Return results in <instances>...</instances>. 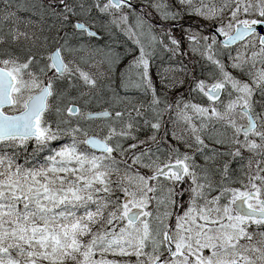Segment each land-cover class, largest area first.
Instances as JSON below:
<instances>
[{"label": "snow or ice", "instance_id": "obj_1", "mask_svg": "<svg viewBox=\"0 0 264 264\" xmlns=\"http://www.w3.org/2000/svg\"><path fill=\"white\" fill-rule=\"evenodd\" d=\"M0 264H264V0H0Z\"/></svg>", "mask_w": 264, "mask_h": 264}, {"label": "rangeland", "instance_id": "obj_2", "mask_svg": "<svg viewBox=\"0 0 264 264\" xmlns=\"http://www.w3.org/2000/svg\"><path fill=\"white\" fill-rule=\"evenodd\" d=\"M197 59H198V57H196ZM178 91H180V92H183L184 91V89H179ZM176 93H173V95H175Z\"/></svg>", "mask_w": 264, "mask_h": 264}, {"label": "trees", "instance_id": "obj_3", "mask_svg": "<svg viewBox=\"0 0 264 264\" xmlns=\"http://www.w3.org/2000/svg\"><path fill=\"white\" fill-rule=\"evenodd\" d=\"M194 60H195V59H194ZM189 67L191 68V67H192V65L190 64V65H189ZM198 67H199V65H196V69H197Z\"/></svg>", "mask_w": 264, "mask_h": 264}]
</instances>
